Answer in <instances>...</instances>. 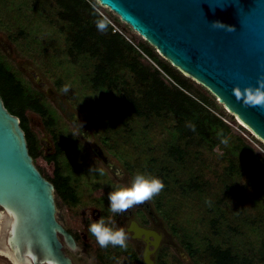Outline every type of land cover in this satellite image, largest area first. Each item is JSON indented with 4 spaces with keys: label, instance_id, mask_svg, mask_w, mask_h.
Here are the masks:
<instances>
[{
    "label": "rangeland",
    "instance_id": "rangeland-1",
    "mask_svg": "<svg viewBox=\"0 0 264 264\" xmlns=\"http://www.w3.org/2000/svg\"><path fill=\"white\" fill-rule=\"evenodd\" d=\"M60 1L0 0L3 62L27 88L42 81L56 94L41 97L49 113H32V134L44 137L42 121L48 117L50 132L87 149L73 132L75 124L65 118L70 112L118 165L121 185L138 172L158 177L164 187L151 202L179 247L175 253L169 247L168 264H219L218 250L234 256L226 264H264V141L217 97L224 125L170 111L155 96L150 80L154 64L138 47L143 37L107 7L95 4L98 14L134 47L108 61L109 29L98 31V18L77 7L81 23L89 20L93 34L82 31L65 7L74 3ZM0 264H12V258L0 251Z\"/></svg>",
    "mask_w": 264,
    "mask_h": 264
},
{
    "label": "water",
    "instance_id": "water-1",
    "mask_svg": "<svg viewBox=\"0 0 264 264\" xmlns=\"http://www.w3.org/2000/svg\"><path fill=\"white\" fill-rule=\"evenodd\" d=\"M96 1L264 141V107L246 106L234 95L236 86L255 87L264 79V0ZM214 20L233 30L213 28ZM5 208L18 220L0 232V251L11 258L32 252L43 262L72 264L58 235L70 248L75 244L56 219L53 184L35 166L19 118L0 96V212Z\"/></svg>",
    "mask_w": 264,
    "mask_h": 264
},
{
    "label": "flooded vegetation",
    "instance_id": "flooded-vegetation-1",
    "mask_svg": "<svg viewBox=\"0 0 264 264\" xmlns=\"http://www.w3.org/2000/svg\"><path fill=\"white\" fill-rule=\"evenodd\" d=\"M45 86L42 81H36L35 87L29 88L38 95L40 101L41 97L55 98L53 89ZM42 106L45 113L33 108H29L28 114L24 112L28 130L38 151L35 159H32L40 173L53 184L56 219L75 244L74 248H70L63 236L58 235L72 264H168L169 247L174 253L179 252V247L169 238V226L159 217L151 199L134 204L122 213L113 214L110 211L109 194L129 184H120L122 174L119 173L118 165L109 157L89 127L81 125V130L70 112L65 118L75 124L73 132L85 143L87 149L76 141L67 142L65 138L62 141L56 133L50 132L48 121L52 120L48 117L42 121L46 129L45 140L44 137H35L31 132V123H34L32 113L37 116L49 113ZM51 113L53 115V111ZM40 123L35 125L39 126ZM93 146L100 149L103 159ZM69 155L71 157L66 159L65 156ZM97 161L101 163L102 169L96 165ZM101 218L109 225L125 230L127 247H99L95 237L88 231V226Z\"/></svg>",
    "mask_w": 264,
    "mask_h": 264
},
{
    "label": "trees",
    "instance_id": "trees-1",
    "mask_svg": "<svg viewBox=\"0 0 264 264\" xmlns=\"http://www.w3.org/2000/svg\"><path fill=\"white\" fill-rule=\"evenodd\" d=\"M71 1L74 4H67L65 7L73 23L76 26H80L82 31L93 34L91 22L88 20L86 21L87 25H83L76 8L84 9L89 14V18H100L101 16L94 8V5L98 2L95 0ZM58 2L60 3L61 1L58 0ZM90 2H93V4ZM107 29L110 31L109 36L105 40L108 61L120 57L124 49L130 51L134 50L132 43H130L120 31L113 30L110 25ZM138 47L154 64L153 67H150V80L151 84L156 87L154 92L159 102L166 103L170 111L183 118L192 119L193 117H198L207 120L210 124H225L219 117L221 112L220 105L217 103L216 97L213 94L207 89H204L202 85L196 84L193 80L189 79L177 68L172 66L170 62L163 59L156 52L155 48L146 41L138 42ZM141 64L139 60V66H141ZM131 66L135 67L133 63ZM97 71L102 74L105 72L103 66L100 65L97 66ZM139 74L141 77H145L143 71H140ZM95 78L97 79L98 76ZM0 96L4 107L11 114L20 118V126L25 133L29 154L35 159L38 151L35 148L33 136L28 130L27 119L24 112L26 108H33L41 113H45L42 109L43 104L39 100L38 95L32 92L30 88H27L22 80L5 65L1 56ZM133 108L136 109L135 106H133ZM48 122L51 123V121ZM196 126L199 127L197 124ZM216 257L219 264H226L234 260V256L224 250H218L216 252Z\"/></svg>",
    "mask_w": 264,
    "mask_h": 264
},
{
    "label": "clouds",
    "instance_id": "clouds-1",
    "mask_svg": "<svg viewBox=\"0 0 264 264\" xmlns=\"http://www.w3.org/2000/svg\"><path fill=\"white\" fill-rule=\"evenodd\" d=\"M95 26L98 31L104 32L109 27V21L106 17L96 19ZM211 26L216 29H224L232 31V26L225 24L219 20L211 22ZM67 92L68 88L65 87ZM234 95L238 100L246 106L264 107V79H258L257 86H246L242 90L236 86ZM82 130V126L79 123ZM227 143V141H223ZM164 187L163 182L156 176L143 172L136 173L131 182L123 187H119L112 191L109 196L110 211L113 214L122 213L134 204H139L145 200H150L154 195L158 194ZM17 216L14 211L5 208L0 212V232H7L13 225L17 223ZM88 231L95 237L100 248L106 249L109 246L121 248L127 247L128 237L125 230L116 228L106 223L101 218L93 221L88 226ZM12 264H44V262L32 252H24L14 254L12 256Z\"/></svg>",
    "mask_w": 264,
    "mask_h": 264
}]
</instances>
